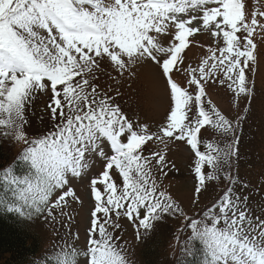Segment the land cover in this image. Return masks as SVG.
<instances>
[{"label":"rangeland","instance_id":"374dc122","mask_svg":"<svg viewBox=\"0 0 264 264\" xmlns=\"http://www.w3.org/2000/svg\"><path fill=\"white\" fill-rule=\"evenodd\" d=\"M43 1L18 12L38 32L30 68L13 71L18 52L0 47V85L23 76L0 88V144L29 168L14 183L43 254L142 264L154 235L176 257L215 225L214 264H264V0H97L94 29L77 14L88 1ZM54 90L65 115L49 106ZM63 125L64 139H38ZM114 188L147 196L132 210L107 203L118 212L96 226Z\"/></svg>","mask_w":264,"mask_h":264},{"label":"trees","instance_id":"16d2710c","mask_svg":"<svg viewBox=\"0 0 264 264\" xmlns=\"http://www.w3.org/2000/svg\"><path fill=\"white\" fill-rule=\"evenodd\" d=\"M9 1L0 0V40L8 39L10 36L14 37L13 30L2 16L8 12ZM25 55L24 59L29 58L27 52ZM54 109L61 112L56 111L57 114L65 115L66 112H70L61 101L54 105ZM60 118L64 117L60 116ZM40 130H43L37 133L41 134L40 136H55L64 134L69 129L68 126L63 125L57 126L53 130L44 126ZM10 156V152L0 144V264H68L69 260L66 255L43 254L41 235L36 228L30 226L23 214L22 203L18 197L19 189L17 183H14L21 176L28 174L29 168L18 160L14 164H10ZM4 183L8 184V188L4 187ZM203 211L204 214L201 213L199 216L198 212L197 216L192 219L190 217V221L189 219L188 221L203 223V220H208L210 218L208 209ZM181 243L186 246L184 253L182 251L176 257L163 256L162 237L161 234H156L144 244L139 259L142 264H208L212 250H215L213 243L206 238L202 230L196 234L191 232L180 241ZM208 250H210L209 253Z\"/></svg>","mask_w":264,"mask_h":264}]
</instances>
